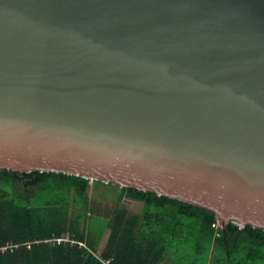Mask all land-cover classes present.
Returning <instances> with one entry per match:
<instances>
[{"label":"water","instance_id":"95a60500","mask_svg":"<svg viewBox=\"0 0 264 264\" xmlns=\"http://www.w3.org/2000/svg\"><path fill=\"white\" fill-rule=\"evenodd\" d=\"M0 169L264 231V0H0Z\"/></svg>","mask_w":264,"mask_h":264},{"label":"trees","instance_id":"16d2710c","mask_svg":"<svg viewBox=\"0 0 264 264\" xmlns=\"http://www.w3.org/2000/svg\"><path fill=\"white\" fill-rule=\"evenodd\" d=\"M0 264H264V231L153 192L0 169Z\"/></svg>","mask_w":264,"mask_h":264},{"label":"rangeland","instance_id":"374dc122","mask_svg":"<svg viewBox=\"0 0 264 264\" xmlns=\"http://www.w3.org/2000/svg\"><path fill=\"white\" fill-rule=\"evenodd\" d=\"M102 190V188H100ZM99 189V191H101ZM108 207H111L110 205H107ZM125 206L128 208L130 213H138L143 205L141 203L133 202L131 200H125Z\"/></svg>","mask_w":264,"mask_h":264},{"label":"built area","instance_id":"2783aa9c","mask_svg":"<svg viewBox=\"0 0 264 264\" xmlns=\"http://www.w3.org/2000/svg\"><path fill=\"white\" fill-rule=\"evenodd\" d=\"M51 241L57 243V244H61L65 241H71V242H75L74 240L70 239L68 236L67 237H58V238H53L51 239Z\"/></svg>","mask_w":264,"mask_h":264}]
</instances>
